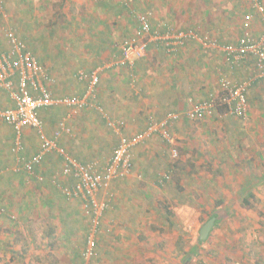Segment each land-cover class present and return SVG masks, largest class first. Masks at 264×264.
Wrapping results in <instances>:
<instances>
[{"label": "crops", "instance_id": "crops-1", "mask_svg": "<svg viewBox=\"0 0 264 264\" xmlns=\"http://www.w3.org/2000/svg\"><path fill=\"white\" fill-rule=\"evenodd\" d=\"M139 13L148 14L153 28L164 32L166 26L184 31L199 27L203 35L223 43L238 42L249 14L255 32L264 28L262 15L251 0H130V4L124 0H10L5 26L13 27L27 49L48 69L55 97L82 98L88 81L80 74L99 75L95 95L88 96V105L78 114H72V109L62 103L39 110L43 132L49 138L53 139L60 122L66 121L67 129H63L58 143L76 160L106 164L120 140V133L108 126L110 119L124 120L123 133L133 135L146 130L150 116H181L171 123V131L179 137L177 147L156 134L133 149V171L112 184L111 207L103 214L97 232V255L90 259L83 255L90 218L84 214L80 198L69 199L62 192V186L75 179L62 175L61 156L47 154L35 174L16 171L21 156L28 159L38 152L40 136L36 128L26 127L21 140L24 148L20 150L14 129L0 119V202L6 207L0 214V264H135L134 258L176 264L177 258H199L203 249L192 251L194 236L176 228L174 220L171 225L163 222L168 217L160 212L157 197L166 192L163 184L170 182L154 172L161 156L160 139L165 147L178 150L181 146L185 165L190 159L189 166L215 167L211 176L201 171L198 184L188 182L180 189L174 183L167 190L174 199L192 193L205 198L229 192L222 183L217 185L225 174L229 181L234 180V189L241 197L256 191L254 176L264 179V78L253 82L248 92L247 120L228 116L222 121L244 129L221 126L216 115L188 119L186 112L192 105L219 90L221 78H246L252 72V63L232 66L221 48L205 49L194 38L175 51H167L165 41L153 40L147 55L134 64L112 65L121 57L119 43L138 35ZM3 25L0 18V45ZM12 105L10 93L0 86V108ZM241 122H245L244 127ZM216 131L221 142L211 137L203 139ZM110 134L116 135V143L101 161L98 156ZM246 135L249 137H242ZM80 148L81 152H76ZM189 173L186 169L184 174ZM182 208L187 206L180 205ZM229 211L218 210L212 215L213 228L222 227L210 231L207 237L209 249L220 250L211 264H264V224L243 222L252 220L250 209ZM230 213L241 215V219L233 223L223 218L224 223L219 224V215Z\"/></svg>", "mask_w": 264, "mask_h": 264}, {"label": "built area", "instance_id": "built-area-1", "mask_svg": "<svg viewBox=\"0 0 264 264\" xmlns=\"http://www.w3.org/2000/svg\"><path fill=\"white\" fill-rule=\"evenodd\" d=\"M130 4V0H124ZM251 4L262 15L264 23V3L262 0H251ZM139 33L119 43L121 57L112 65L134 64L137 59L147 55L149 43L153 40H163L167 43V51H175L191 39L197 38L205 49L221 48L232 66L238 67L252 63V72L246 78L233 81L228 77L219 80V90L210 92L204 99L196 102L186 112L190 120H201L207 116L216 115L223 118L232 115L240 119L248 116L250 103L248 92L256 80L264 78V28L255 32L253 16L247 15L242 26V35L237 43H223L203 35L200 28L188 31L166 26L165 32L153 28L148 14L139 13ZM10 48L0 52V86L6 89L14 103L12 107L0 108V119L12 126L16 133V147L23 149L22 136L26 127L38 130L41 145L32 158L21 156V164L16 171L35 174L36 168L44 157L56 152L63 160L61 173L65 177H73L75 182L62 186V192L69 199L80 198L84 214L90 218L91 229L87 237V245L83 252L85 259L97 255V232L99 231L103 214L111 207V187L115 180L129 176L133 171V149L144 142L146 138L156 134L167 142L174 143L175 136L171 131V123L179 119L181 114L170 113L165 118L157 119L150 116L145 131L127 135L123 133L126 126L124 120L108 121V126L120 133V140L111 157L105 165L99 161L82 163L76 160L64 146L58 143V138L66 121L60 122L54 138H49L43 132V122L39 116L42 107L65 104L72 109V114H78L88 105V96L95 95L99 75L93 72L80 74L82 80L88 81L87 93L82 98L55 97L50 87L52 77L48 69L37 61L35 55L27 49L25 41L19 38L14 28L6 32ZM171 155L178 157V150L171 147ZM169 179L170 175L165 174ZM104 192L105 197H100ZM6 211L0 202V214Z\"/></svg>", "mask_w": 264, "mask_h": 264}, {"label": "rangeland", "instance_id": "rangeland-1", "mask_svg": "<svg viewBox=\"0 0 264 264\" xmlns=\"http://www.w3.org/2000/svg\"><path fill=\"white\" fill-rule=\"evenodd\" d=\"M9 2L10 0H0V18L1 20H3V26L1 28L2 31V44L0 45V52L6 51L7 49L10 48L9 43L7 41V36H6V32L7 29L5 24H6V19L9 18L8 16V6H9ZM55 8V7H54ZM13 28V27H12ZM250 103V102H249ZM57 111V109L55 108V112ZM228 116H232V115H225L223 118H218V120L220 122L225 121L224 119H226ZM239 119V118H238ZM179 120V119H177ZM176 120V121H177ZM243 121H246V119H241ZM245 122H241L242 127L245 126V124H243ZM221 124V126H229V127H236L235 124H231V125H227L224 122L219 123V125ZM215 125V123H214ZM217 124V127L219 126ZM237 129H244V128H239L236 127ZM224 130V129H223ZM225 132V131H224ZM231 133L227 132V138L231 139L230 136ZM111 136H113V140H109L111 139ZM214 138L217 139L215 142H221L220 141V137L216 133L210 134V136L205 135L203 137V139L205 140L206 138ZM243 138H248L249 136H242ZM109 138V139H108ZM225 138V136H224ZM116 135L115 134H110L109 137H107L106 143L104 148L102 149L101 153L99 154V158H101L100 160H106L110 148L113 149V146L116 143ZM225 140V139H224ZM247 139H245L244 141H246ZM258 141V138L256 139ZM160 142L163 143V141L160 139ZM176 141H179V137L175 138V146L177 147L178 145H176ZM165 142V141H164ZM213 142V143H215ZM161 143V151L160 154L161 156L160 159L158 160L159 162V166L156 167L155 169V173L156 176L158 178L164 179V180H168V182H170L169 184H163L166 192L164 194H158V201H159V209L160 212H163V214H165L168 218H166V223H170V225L172 224V221H176V228H180L183 231H185L186 233L190 234V237L194 236V239L192 241L194 242V245L191 244L192 247V251L194 252V250L197 252L200 249H203V253L199 258H177L176 260H178L177 262L179 264H209L208 261L211 262L214 260V258H212L213 256L217 255L218 252L220 251L219 249H217L216 251H212L211 249H209V242H207V238L204 241H198V237H199V230L200 227L205 224L210 218L214 217L212 216L214 212H218V210L221 211H225L229 209L234 210V212H236L239 209L242 208H247L252 210V212L250 213V217L252 218V220H243L244 223H255V222H260L262 224H264V179L260 176H254L253 179L255 181V185H256V191L249 193V195H243V197H241L240 195H238L236 193V190L234 189V180L233 181H229L228 177L225 175L222 176V179H224L223 181L220 180L219 183H217V185L219 186L220 183H222L223 186H225L226 189L229 190V192H221L215 195H209L205 198H201L199 196L195 197V194L192 193V196H187V197H182L180 198L178 196V198L174 199L172 197V194L168 191H170V188L172 187V185H174V183H176V186L180 189H184V187L186 188L188 185V182L190 183L189 185H195L198 184L197 180L200 177V172H206V174L208 176H211L210 172H212L213 170H215V167L213 165L207 166V168L204 167H200L195 165L194 166H189V160L188 159V166L185 165L184 163V158L183 155L185 154L184 151H182L181 146L178 147V157L174 158L171 155V146H163V144ZM167 143V142H165ZM180 143V142H179ZM168 144V143H167ZM225 144V143H224ZM228 144L230 143V140H228ZM227 145V144H225ZM76 152H81V148L79 150H77ZM134 153V150H133ZM196 154V152H194V155ZM226 154V152L224 153ZM229 156H231V150L228 151ZM263 157V155H262ZM134 158V157H133ZM198 159V158H197ZM258 160H260V162H262V159L258 158ZM193 162V161H192ZM197 164V163H196ZM237 168V167H235ZM173 169V170H172ZM189 169L191 171V173H189L188 175H185V170ZM233 169V168H232ZM261 170H264V167L261 168ZM165 174H169L170 178L167 179L165 178ZM214 174V172H213ZM163 175V176H162ZM218 176V174H216ZM220 175V174H219ZM213 176V175H212ZM247 180L249 178V176H246ZM213 178H216L215 176H213ZM220 178V177H218ZM234 178H239L238 176L234 177ZM261 180V181H260ZM222 181V182H221ZM205 184V183H204ZM248 184V182L246 183ZM166 185V186H165ZM162 186V185H161ZM168 190V191H167ZM187 206L186 208H182L180 209V205H184ZM179 210L182 212H179ZM222 219L219 223H224V220L227 219L228 222H233V223H237L240 219H241V215L235 214V213H230L229 215H219ZM224 218V220H223ZM255 218V219H254ZM260 218V219H257ZM254 219V220H253ZM162 221L160 222V224H165ZM160 227V226H159ZM222 226H219L218 228L215 226L211 232H213L215 229H219ZM193 245V246H192ZM183 249L182 247L177 248V250H181ZM200 254V253H199ZM195 254L192 255V257H194ZM135 264H155L152 258H134ZM212 260V261H211ZM176 263V264H178Z\"/></svg>", "mask_w": 264, "mask_h": 264}, {"label": "water", "instance_id": "water-1", "mask_svg": "<svg viewBox=\"0 0 264 264\" xmlns=\"http://www.w3.org/2000/svg\"><path fill=\"white\" fill-rule=\"evenodd\" d=\"M214 224H215V217H212L205 224H203L200 227L199 239L201 241H204L208 237V235H209L210 231L212 230Z\"/></svg>", "mask_w": 264, "mask_h": 264}]
</instances>
